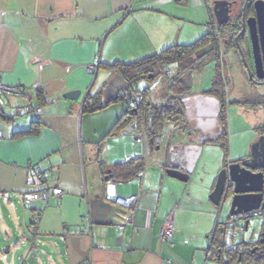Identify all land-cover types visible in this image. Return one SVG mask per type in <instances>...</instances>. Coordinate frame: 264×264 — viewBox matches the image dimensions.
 <instances>
[{
  "label": "crops",
  "instance_id": "1",
  "mask_svg": "<svg viewBox=\"0 0 264 264\" xmlns=\"http://www.w3.org/2000/svg\"><path fill=\"white\" fill-rule=\"evenodd\" d=\"M210 7L211 0H0V79L26 89L30 103L39 108V115L18 114L17 107L26 103L22 95L8 96L0 106V264H48L46 257L49 264H221L218 258L228 260L224 251L221 257H213L218 218L214 224V209L194 186L196 176L206 184L205 174H210L207 161L202 162L204 150L187 158L177 149L190 142L198 148L210 143L222 149L224 138L229 143L225 132L230 127L227 124L225 129L220 116L222 104L227 103L218 93L221 90L225 99L230 88L238 87L233 76L250 98L241 99L237 93L229 98L230 104L249 114L257 105L261 110L256 117L242 116L245 125L234 132L245 137L231 145L237 158L225 164L223 160L222 166L248 155L250 143L261 134L264 92L254 88L261 84L250 80L245 67L230 66L231 56L235 62L240 58L235 48L222 44L221 56L218 52L204 55L198 64L209 70L210 78L203 84L196 77L201 82L197 91L206 98L195 112L215 123L214 132L201 123L191 126L188 118L187 128L168 122L147 154L144 145L134 141L131 131H140L134 120L116 128L129 110L123 99L128 89L117 99L104 97L110 79L120 74L107 65L197 41L213 31ZM96 63L97 70L88 72L87 66ZM194 71L182 76L189 88L195 83ZM165 76L159 75V85L148 92L154 104L166 101L161 82ZM140 83L130 89L150 85ZM76 89L81 91L77 100L63 96ZM101 90L99 102L104 107L85 111L87 96ZM210 107L213 114L206 115ZM137 157L145 160L141 178L115 177L116 165ZM35 166L46 173V185L62 188L63 196L47 202L24 201V193L43 190ZM168 167L187 172L189 179L169 176ZM214 187L215 183L210 193ZM131 195L138 202L129 219V210L113 198ZM38 210L42 217L36 227ZM169 215L175 224L170 243L161 237ZM242 238L248 242L245 233Z\"/></svg>",
  "mask_w": 264,
  "mask_h": 264
},
{
  "label": "trees",
  "instance_id": "2",
  "mask_svg": "<svg viewBox=\"0 0 264 264\" xmlns=\"http://www.w3.org/2000/svg\"><path fill=\"white\" fill-rule=\"evenodd\" d=\"M212 41H214V35L213 32H210L190 44H175L160 52L132 62L115 61L107 65V68L120 72L130 84H137L142 80L151 83L159 75L166 74V72L170 70V65L177 64L178 66V69L174 71L173 75L170 77L165 76L161 79V82L165 83V103L154 104L148 97V92L150 91L149 86H147L144 88V96L139 102L138 107L136 109L129 108V110L118 119L116 128H120L134 120L136 129L145 130L149 135L150 142L151 139L154 141V143H151V149L154 147L155 141L162 134L166 123L171 122L176 127L187 128V114L183 97L190 84L188 80L182 76L186 74V72L203 69L202 66H198L199 62H202V57H197L196 54L203 46L208 45ZM101 94L102 90L97 94H89L85 100L83 109L85 111L94 112L104 107V104L99 102ZM218 96L223 99V92L221 90ZM123 99L126 101L124 96ZM224 114L225 104L223 103L221 116ZM220 143L224 146L226 141L222 140ZM144 165L145 160L143 157L133 158L128 162L116 165L113 173L116 178L127 180L134 176H139L144 169ZM221 224L222 223L218 222L214 229L212 241L214 258H216V256L218 257L220 252L224 251L222 244L223 229ZM243 245L245 246V250L241 257L240 264H264V253L260 254L258 252L257 242H246L243 240ZM232 254L234 255V253ZM234 257L236 256L234 255ZM218 260L221 264L232 263L231 260H223L222 257L221 259L218 258Z\"/></svg>",
  "mask_w": 264,
  "mask_h": 264
},
{
  "label": "water",
  "instance_id": "3",
  "mask_svg": "<svg viewBox=\"0 0 264 264\" xmlns=\"http://www.w3.org/2000/svg\"><path fill=\"white\" fill-rule=\"evenodd\" d=\"M213 12L218 26H225L230 21V3L227 0H214ZM254 15L243 17V24L240 33L234 38V43L230 45L235 48V52L240 56L250 80L257 84L264 85V0H255ZM217 37L218 54L221 56V38L216 30L211 31ZM245 35L248 38L250 51L253 58V69L247 63L243 48L239 42V37ZM215 43L210 42L203 46L198 52L197 57H203L214 50ZM130 82L122 75L115 74L106 85L104 97L107 100L117 99L121 91L130 89ZM81 91L71 90L64 93V97L77 100ZM151 143L154 141L151 139ZM261 167L263 170H256ZM166 172L169 176L187 181L189 174L185 171L168 167ZM230 181L233 186L230 201V216L248 213L260 208L264 209V133L252 144L248 156H244L236 161H232L223 167L217 177L210 199L217 205L224 204L223 197L229 188ZM248 229V222L246 223ZM264 242V240H262ZM6 252L9 251L6 247Z\"/></svg>",
  "mask_w": 264,
  "mask_h": 264
},
{
  "label": "rangeland",
  "instance_id": "4",
  "mask_svg": "<svg viewBox=\"0 0 264 264\" xmlns=\"http://www.w3.org/2000/svg\"><path fill=\"white\" fill-rule=\"evenodd\" d=\"M199 37H196V38H199ZM185 42H186L185 44L188 43L187 41H185ZM230 59H232L230 66H233V67L236 66L237 70H238V68H237L238 65L240 67L243 66L241 58H239L236 62H235V58H233L232 56L230 57ZM246 61H247V59H246ZM170 67L178 69L177 64H172V65H170ZM208 71L209 70L207 68H205L202 71H194L193 72L194 74L192 76V79H194L195 83H193V85L186 90V93L184 94V97H183V101L186 103L187 118H188L191 126H193V125L197 126L199 123H201V124H204V126H207L209 129H212L213 125L215 123L213 121L206 120V119L202 120V117H200L199 114L197 115V113L195 112L197 107L202 104L203 99L205 97L204 95L201 94V91H199V90L197 91V89L201 87L200 86L201 82L204 84V82L206 83V81L208 80V77L210 78V73ZM232 72H233V70H232ZM197 76H200L198 78H200L201 82L200 81L196 82ZM232 78H233V83H234V80L236 79V82L234 85H237L238 87L237 88H230L228 90V92L226 89L227 96L225 97V99L227 98L228 101H227V99L225 101L224 95H223V99L220 98L222 100V102L227 103V106L225 107V109H226L225 114L223 116H221V115L220 116H221V121L224 123L225 129H226L227 124H228V127H230V129H231L230 130L228 128V132H225L226 136H227V133L229 135V136H227L230 138L229 143L227 140L228 138L227 139L224 138L226 143L224 146H222V149L219 146H214V147L210 146V143L205 145V147L201 146L198 148L196 146L197 143H194V142L187 143L183 147H181V145H180L179 148L177 149V151H181L187 158H189V156H192V154L193 155L200 154L201 151L204 150L202 162L205 163L207 161V168L211 169L212 171L210 170V174H205L206 184H204V182L201 181L202 177L200 175H198V177L196 176L194 178V181H195L194 186L196 188V191L202 192L201 199L205 200L206 203L211 205L212 208L214 209V214H215L214 224H215L217 218H218L217 221H219V222L223 223L226 221V219L229 215V202H227L221 208L216 207L210 199V195H211L210 188L214 185V183L216 184L217 177H218L221 169L223 168V166L221 164L223 162V160H224V164H225L228 161H230L234 158H237V157H234L235 155H233L231 145H233L234 143L240 144V142L242 141V138L245 137V135H243L241 132H234L235 130H239V128H242V126L245 125L242 121V116L244 118L245 117L250 118L251 115H254V117H256L258 112L261 110L259 108L260 106L257 105V107H255L253 109L251 114H249L248 112L242 111L240 109L239 105L236 106L234 104H230L229 98L231 99L232 95L235 98V94H237V93H240V95L242 96L241 99L245 98V97L250 98V96H247V93H246L247 91H246L245 87H243V85L241 84L240 80L237 79L236 77L234 78V76ZM146 83H147V81L143 80V81H141L140 86L145 85ZM138 86H139V84H138ZM241 86L243 87L242 91H240ZM253 86H254V88H260L261 92H264V85H260L258 87L256 85H253ZM240 95H238V96H240ZM212 100H215V99L212 98ZM213 109H214L213 107H210L206 111L207 113L205 112V114L206 115L207 114L208 115L213 114ZM23 116H31V113L24 114ZM213 132H214V128H213ZM200 136H202V135H200ZM211 136H213V134ZM204 140H206V139H204ZM250 144H251L250 146H252V143H250ZM196 151H198V152H196ZM200 166H199V171L201 170ZM263 224H264V218L262 216L254 218L253 220H251L250 227L245 232V236H246L248 242H250L251 240H256L259 237V234L263 228ZM3 249H5V246H2V250ZM45 260H46L45 263H48V264L50 263V260L48 259V257H46ZM0 262H1V259H0ZM19 263L21 264L22 262H19Z\"/></svg>",
  "mask_w": 264,
  "mask_h": 264
},
{
  "label": "built area",
  "instance_id": "5",
  "mask_svg": "<svg viewBox=\"0 0 264 264\" xmlns=\"http://www.w3.org/2000/svg\"><path fill=\"white\" fill-rule=\"evenodd\" d=\"M98 63L96 64H90L87 66L88 72L94 73L98 68ZM168 76H171L174 74V70H168L166 72ZM160 83L159 79L153 80L149 85V90L155 89ZM12 95H22L26 103L24 105H19L17 107V113L18 114H24V113H34L36 115H39V108L33 106L31 102V95L30 93L22 88L19 85H8L4 83L0 79V106L5 104V99L8 96ZM144 96V89H135L131 88L125 91L124 98L126 101H128V107L130 109H136L138 107L139 102L143 99ZM128 132V131H127ZM126 133V131H124ZM134 141L140 144H143L146 148L147 154L151 151V142L148 133L145 130L140 131H131ZM1 135V132H0ZM35 174L37 177V181L40 182V186L43 187V190L38 191H29L24 193L23 199L26 203H33L35 201H43L47 202L52 197H61L64 195V190L58 186L54 187H48L46 185V173L40 169L39 166H35ZM141 174V173H140ZM138 178H141V175L138 176ZM42 189V188H41ZM107 199H112L111 195L107 196ZM114 203L117 205L123 206L127 208L130 212L135 210L136 204L138 202V197L136 195L131 196H115L113 198ZM260 213V210H254L251 211L249 215L242 214L244 219H248L250 216L254 217L257 216ZM42 217V211H37L35 213L34 217V225L36 227L39 225ZM132 217V214L129 216V219ZM223 231H222V244L223 249L225 253H234L236 257L230 259L231 264H240V256H242V252H244V247L242 244V241H239V239L244 234V228L241 225H238L234 222L231 223H224L223 225ZM120 229L125 228V223L119 225ZM175 234V224H174V217L172 215H169L165 219V223L161 230V237L163 241L171 242Z\"/></svg>",
  "mask_w": 264,
  "mask_h": 264
},
{
  "label": "flooded vegetation",
  "instance_id": "6",
  "mask_svg": "<svg viewBox=\"0 0 264 264\" xmlns=\"http://www.w3.org/2000/svg\"><path fill=\"white\" fill-rule=\"evenodd\" d=\"M212 1H214V0H211V7H210L211 8V16L210 17H211V22L213 24L212 30L217 29V32L221 38V40H219L220 41V47L222 44H225V46H227L228 44L229 45L235 44L234 38L240 33V31L242 29V24H243L242 20H243L244 15H246V18H247L248 16L254 15V13H255L254 12L255 0H227L230 3V21L227 25H225L223 27L217 25V20H216V17L214 15V12H213ZM212 42L215 43L214 50L212 52H210L207 56H210L212 54L214 55L218 52V49H217L218 39L216 36H214V41H212ZM239 42L243 48V51H244V54H245V57L247 59L248 64L252 67L253 66V61H252L253 58H252V52L250 51L248 38L245 37V35H242L239 37ZM262 99H264L263 96H262ZM263 106H264V104H263ZM260 129H261L260 133L263 134L264 133V123H263L262 127H260ZM248 155H246V156H248ZM256 170H263V169L261 167H259ZM228 183H229L228 184L229 188L226 191V195L223 197L224 204L221 206H218V207L221 208L227 202H229V213H230V201H231V194L233 192V186L231 185L230 181H228ZM259 210H260V213L257 216H254V217L250 216L248 219L242 218L243 217L242 214H239L236 216H230V214H229L228 219H226V222H223V224L234 222L238 225L243 226L244 233H245L250 227L251 220H253L254 218H257V217H261V216L264 218V209L260 208ZM243 214L249 215L250 212L243 213ZM247 222H248V229H246V223ZM220 223H222V222H220ZM222 228H223V226H222ZM243 236H244V234H243ZM242 237H241V240H243ZM262 240H264V224H263V228L259 234V237L256 240H254V242H257V244H258L257 248H258V252L260 254L264 253V242ZM242 244H243V241H242ZM243 247L245 250L244 245H243ZM243 253L244 252H242L241 255H243ZM225 254L228 257V260H230L231 258L234 257V255L232 253H230V254L225 253ZM241 257L242 256H240V260H241Z\"/></svg>",
  "mask_w": 264,
  "mask_h": 264
}]
</instances>
